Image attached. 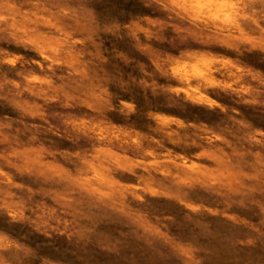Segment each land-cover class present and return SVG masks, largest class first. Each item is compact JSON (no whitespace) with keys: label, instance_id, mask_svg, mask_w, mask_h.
<instances>
[{"label":"clouds","instance_id":"obj_1","mask_svg":"<svg viewBox=\"0 0 264 264\" xmlns=\"http://www.w3.org/2000/svg\"><path fill=\"white\" fill-rule=\"evenodd\" d=\"M200 3H226L232 19L194 11ZM135 4L161 17L151 28L163 39L154 43L171 58L158 68L115 42L131 27L115 0H0V70L29 69L7 91L0 81V101L31 89L25 116L38 118L24 139L0 131V264H264V130L241 125L238 163L223 172L181 168L136 185L121 183L130 177L117 154L138 142L115 128L153 105L226 111L191 96L210 90L222 57L264 65V0ZM209 52L199 80H176L177 61ZM233 75L226 87L264 113V79L245 89ZM154 81L173 87L158 91ZM214 207L225 209L222 225Z\"/></svg>","mask_w":264,"mask_h":264},{"label":"rangeland","instance_id":"obj_2","mask_svg":"<svg viewBox=\"0 0 264 264\" xmlns=\"http://www.w3.org/2000/svg\"><path fill=\"white\" fill-rule=\"evenodd\" d=\"M115 3L118 8L131 13V16L125 20V23L131 26L130 29H125L115 42L121 47L139 51L147 57L154 68L167 63L171 57L158 46V43H154L163 39V35L151 28L160 21L161 17L141 11L135 0H127L126 3L124 0H115ZM192 7L194 11H207L213 19H220L226 23L232 19L229 15V5L226 3L214 5L200 3ZM241 27L245 32L250 31L246 21L241 22ZM188 55L192 57L197 54ZM199 55L201 58L197 62L191 59L177 61L172 68L177 81L199 80L204 75L200 64L207 62L204 57L214 54L209 52ZM220 59L223 66L219 67V71L210 78V90L203 94L198 92L197 95L191 96V99L205 106L215 100L226 111L222 112L220 108H216L215 114H211L205 107L190 111L188 114H178L173 110L165 109L162 105H153L144 113L141 121L115 125L118 134L132 136L138 142V147L134 150L125 149L117 154L122 157V161L118 160L117 163L130 177L121 183L139 185L158 182L165 176L175 175L181 168L199 169L202 173L215 174L223 172L229 163H238V160L233 159V155L240 146L237 133L241 125L264 130V113L249 108L245 104L247 97L241 99L237 92L226 86L232 83L233 74L238 72L239 82L245 89L249 87L257 89L255 82L264 79V65L258 66L254 59L249 61L237 57ZM233 63L237 65L236 69L230 66ZM28 70L23 64L18 65L15 70L7 67L0 70V81L5 82V91L10 87L9 81L20 83V74ZM165 78H167L166 74ZM171 87L173 85L169 83L152 82V88L158 91H167ZM31 96L33 91L26 88L17 98L0 101V131L6 136L11 134L17 139H24L37 126L38 118L25 116L34 103L29 99ZM236 112H239L238 116ZM224 132L230 135H222ZM217 137L221 138L217 139ZM111 151L116 152V149ZM213 211L219 214L220 219L217 222L222 225L225 209L214 207Z\"/></svg>","mask_w":264,"mask_h":264}]
</instances>
